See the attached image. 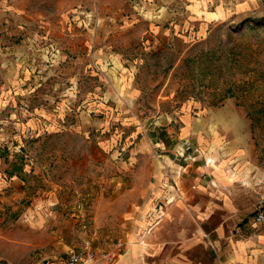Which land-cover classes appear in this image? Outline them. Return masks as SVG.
<instances>
[{"label":"rangeland","instance_id":"374dc122","mask_svg":"<svg viewBox=\"0 0 264 264\" xmlns=\"http://www.w3.org/2000/svg\"><path fill=\"white\" fill-rule=\"evenodd\" d=\"M247 27L264 31V0H0V264H62L86 242L116 256L125 204L158 164L147 138L186 118L250 147L264 197V43L238 38ZM233 44L259 51L257 80L233 76L254 81L243 102L199 74L202 50Z\"/></svg>","mask_w":264,"mask_h":264},{"label":"crops","instance_id":"0c3cea01","mask_svg":"<svg viewBox=\"0 0 264 264\" xmlns=\"http://www.w3.org/2000/svg\"><path fill=\"white\" fill-rule=\"evenodd\" d=\"M226 122L237 133L241 121ZM221 123L186 118L179 134H168L171 122L147 138L158 164L146 184L134 185L121 216L124 245L105 264H264V224L253 223L262 174L248 145L238 155L235 142L225 145L211 129ZM250 131L240 130L238 143Z\"/></svg>","mask_w":264,"mask_h":264},{"label":"trees","instance_id":"16d2710c","mask_svg":"<svg viewBox=\"0 0 264 264\" xmlns=\"http://www.w3.org/2000/svg\"><path fill=\"white\" fill-rule=\"evenodd\" d=\"M262 28H252L247 27L244 32H242L241 35H238L240 37L245 38H252L254 41H256V44L251 45H257V48H260L261 45L264 43V31ZM234 30L229 29L226 34L229 37H231L234 34ZM219 36H223V34L219 33ZM222 40V39H220ZM241 44L230 46V47H220L219 49L214 50H206L199 54V60H202L203 67L200 68L199 74H212L216 76V87L218 89L216 95L219 96L218 100L221 101L227 97H236L241 98V101H245L246 99V92L248 93L250 89L254 85V81L257 80L259 76L262 74L255 68V67H249L247 63L255 61L254 65L257 64V54L259 51L257 49L255 51H251L250 53H247L245 50L243 51V48H241ZM211 53H215V55H218L219 61H221L220 64L214 65L213 68L210 67L208 62H211V56H209ZM237 56L244 57L245 59H250L249 61L245 63H241L240 59L237 58ZM252 59V60H251ZM186 60V59H185ZM227 64H230V78L224 76V70L225 67H227ZM247 64V65H246ZM245 66V68H243ZM248 67V68H247ZM209 70V72H208ZM250 73L253 77L252 82L249 80H239L238 82L233 80V76L237 74H245ZM258 101V100H257ZM257 101L253 102V106L257 103Z\"/></svg>","mask_w":264,"mask_h":264},{"label":"built area","instance_id":"2783aa9c","mask_svg":"<svg viewBox=\"0 0 264 264\" xmlns=\"http://www.w3.org/2000/svg\"><path fill=\"white\" fill-rule=\"evenodd\" d=\"M253 223L264 224V197L255 205ZM114 257L113 252L99 253L86 242L81 248L71 251L62 264H105L111 262Z\"/></svg>","mask_w":264,"mask_h":264}]
</instances>
